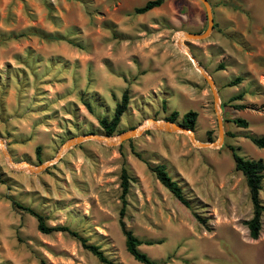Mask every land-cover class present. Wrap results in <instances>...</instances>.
I'll list each match as a JSON object with an SVG mask.
<instances>
[{
    "label": "rangeland",
    "instance_id": "obj_1",
    "mask_svg": "<svg viewBox=\"0 0 264 264\" xmlns=\"http://www.w3.org/2000/svg\"><path fill=\"white\" fill-rule=\"evenodd\" d=\"M147 1L0 0V142L15 163L48 164L37 173L15 168L0 147V264H102L67 232L38 231L36 219L13 201L49 227L77 232L115 264H141L126 251L119 225L122 167L131 178L123 222L151 243L139 249L156 264H264V212L252 240L244 225L252 215L248 188L229 150L264 161V149L248 138L264 136V0H208L214 26L202 40L180 37L206 30L199 0H164L136 14ZM190 56L214 80L217 107ZM236 77L242 82L228 86ZM125 90L127 109L108 137L148 130L120 149L88 140L57 159L72 138L106 136L99 119L113 116ZM190 110L202 143L217 140L221 116L219 147L147 126L173 111L181 123ZM147 164H165L192 208ZM260 198L264 206V180Z\"/></svg>",
    "mask_w": 264,
    "mask_h": 264
},
{
    "label": "trees",
    "instance_id": "obj_2",
    "mask_svg": "<svg viewBox=\"0 0 264 264\" xmlns=\"http://www.w3.org/2000/svg\"><path fill=\"white\" fill-rule=\"evenodd\" d=\"M163 2L164 0H149L143 6L136 8L134 12L139 15L144 14L154 8L160 7L163 4ZM45 40L57 41L62 39L55 36H45ZM218 67H219L218 69L220 70L223 69L222 65H219ZM242 80H243L242 77H236L235 79L231 80L228 83V86H235L237 84H240ZM129 99H130L129 92L128 90H125L124 93L122 94L120 102L116 104L113 116L110 119L106 117H102L99 119V125L103 129L106 136H112L116 132L121 117L127 109ZM86 107L90 109V106L88 104H86ZM239 108H243V106H240ZM178 117H179L178 113L176 111H173L168 117L165 118V121L175 122ZM196 119H197V112L190 110L186 112L184 115H182L181 125L186 129L194 130ZM234 123L241 127H247V122L242 119L234 120ZM248 138L254 146H256L259 149H264V136L262 137L250 136ZM120 147L121 145L119 146V149ZM39 150L40 149L38 147L36 149L37 156L39 154ZM229 150L231 152L235 170L241 172L245 178L246 186L248 188V193H249V199L252 205V215L250 219L244 222V225L248 230L249 237L252 240H256L258 239L261 231V226H262L261 217L264 212V206L260 198V192L262 190L263 180H264V161L262 159H258V160L244 159L237 154L236 150L233 147H230ZM136 156L139 159H142L140 154H136ZM147 166L148 169L155 174L156 178L159 180L162 186L166 188L178 202H180L187 209L192 208L189 200L186 198L185 194L183 193V188L179 185L177 181L172 179V177L169 175L167 171V167L165 164H158L155 166L147 164ZM130 179L131 178L128 174L126 167H122L121 175H120V180H121L120 187L122 189V194H121L122 208L120 209V213H119V225L122 234L125 238V248L126 251L132 256V258L135 261L141 264H156L157 263L156 261L150 259L146 253L142 252L139 249V247L142 244L150 245L151 243L143 242L140 239H138L131 230L126 228L123 222L125 204H126L125 197L126 194L128 193ZM12 203L15 207L27 212L36 219L38 231H40L41 233L50 234L52 232H67L71 236L75 237L81 243L82 247L85 250L89 251L92 255H94L99 260V262H101L102 264H115L110 260H108L104 256L103 252L97 246L88 244L87 241L83 237H81L77 232L72 231L64 226L49 227L46 225L45 218L41 214L35 212L31 208L22 206L18 202L13 201ZM194 216L198 220H200V216H198L196 212H194Z\"/></svg>",
    "mask_w": 264,
    "mask_h": 264
},
{
    "label": "water",
    "instance_id": "obj_3",
    "mask_svg": "<svg viewBox=\"0 0 264 264\" xmlns=\"http://www.w3.org/2000/svg\"><path fill=\"white\" fill-rule=\"evenodd\" d=\"M199 1L204 6L205 13H206V20H207L206 30L201 34L200 33L184 32V33H182V39L202 40V39H205L213 29L214 19H213V12H212V8H211V4L209 3L208 0H199ZM180 43H182V42L180 41ZM190 58L193 61V63L195 64V66L197 67V69L199 70V72L201 73V75L203 76V78L205 79V81L207 82V84L211 90V93L213 95L214 104L217 107V103L219 101V98L217 95V90H216L214 80L211 79L207 75V73L204 71V69L202 67H200L195 62V59L192 56H190ZM217 120H218V130H219L217 140H215L214 142H211V143H202L196 139L192 129L184 128L180 122L157 121L154 119H150V121L154 124L153 129H155L159 132H165V133H174V132H184L185 131L188 133V136H189L191 142L193 144H195L196 146H199V147H219L221 145V143L223 141V129H222V119H221V116L219 114H218ZM145 130H148V129L136 128V129H131L129 131H126L121 136L118 137L117 143H111L109 141L110 137H108V136H99V135H95V134L78 136V137H75V138L68 140L67 142H65L61 146V148L57 154V159H59L65 151H67L68 149H70V148H72V147H74V146H76V145H78L84 141L95 140L98 142H103L107 145H121L125 141H128L132 138L140 136ZM0 147H1V151H2L4 158L7 160V162L11 166H13L15 168L25 167L30 172L37 173V172H40L41 170H43L48 165L46 163V164H43L37 168H33L29 164L24 163V162L15 163V162H13L12 158L10 157L8 151L6 150V148L2 142H0Z\"/></svg>",
    "mask_w": 264,
    "mask_h": 264
},
{
    "label": "bare ground",
    "instance_id": "obj_4",
    "mask_svg": "<svg viewBox=\"0 0 264 264\" xmlns=\"http://www.w3.org/2000/svg\"><path fill=\"white\" fill-rule=\"evenodd\" d=\"M180 37H181V39H182V34H180ZM181 41V40H180ZM186 50V52L188 53V50L187 49H185ZM147 126L148 127H153L154 126V124L151 122V121H149L148 123H147ZM146 129V128H145ZM111 143H117V142H113V141H118V139H113V140H111V138H110V140H109Z\"/></svg>",
    "mask_w": 264,
    "mask_h": 264
},
{
    "label": "crops",
    "instance_id": "obj_5",
    "mask_svg": "<svg viewBox=\"0 0 264 264\" xmlns=\"http://www.w3.org/2000/svg\"><path fill=\"white\" fill-rule=\"evenodd\" d=\"M158 8H159V7H158ZM155 9H157V8H154V9H152V10L146 12V13H150V12L154 11ZM191 33H195V32L192 31Z\"/></svg>",
    "mask_w": 264,
    "mask_h": 264
}]
</instances>
